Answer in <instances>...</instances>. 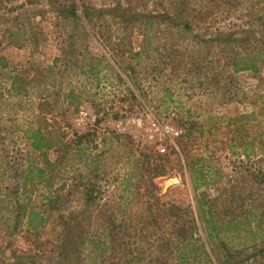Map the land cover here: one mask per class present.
<instances>
[{
	"label": "rangeland",
	"instance_id": "rangeland-1",
	"mask_svg": "<svg viewBox=\"0 0 264 264\" xmlns=\"http://www.w3.org/2000/svg\"><path fill=\"white\" fill-rule=\"evenodd\" d=\"M0 264H264V0H0Z\"/></svg>",
	"mask_w": 264,
	"mask_h": 264
},
{
	"label": "trees",
	"instance_id": "trees-1",
	"mask_svg": "<svg viewBox=\"0 0 264 264\" xmlns=\"http://www.w3.org/2000/svg\"><path fill=\"white\" fill-rule=\"evenodd\" d=\"M72 15H75V13L73 12ZM12 88L15 91L17 88L18 92L20 93L26 92V81L22 79L21 77H15L12 83ZM28 139L31 143L32 149L35 151H39V152L44 149L51 148L55 145L54 142H52L50 136H47L46 133L41 132V130L31 132ZM88 200L92 201L94 199L91 196L88 198ZM38 217H39V214L36 211H31L29 213L28 225L30 229H32L35 232L38 230L40 226L39 224H37Z\"/></svg>",
	"mask_w": 264,
	"mask_h": 264
},
{
	"label": "built area",
	"instance_id": "built-area-1",
	"mask_svg": "<svg viewBox=\"0 0 264 264\" xmlns=\"http://www.w3.org/2000/svg\"><path fill=\"white\" fill-rule=\"evenodd\" d=\"M174 134L177 136V135L180 134V132H175ZM159 152H160L161 154L165 153V152H166V148H160V149H159Z\"/></svg>",
	"mask_w": 264,
	"mask_h": 264
},
{
	"label": "bare ground",
	"instance_id": "bare-ground-1",
	"mask_svg": "<svg viewBox=\"0 0 264 264\" xmlns=\"http://www.w3.org/2000/svg\"><path fill=\"white\" fill-rule=\"evenodd\" d=\"M175 182H177V181H175Z\"/></svg>",
	"mask_w": 264,
	"mask_h": 264
}]
</instances>
